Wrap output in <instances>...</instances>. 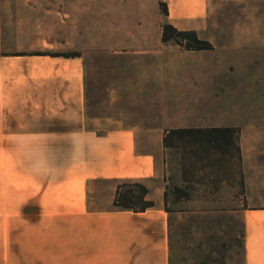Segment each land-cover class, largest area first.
Instances as JSON below:
<instances>
[{"label": "rangeland", "instance_id": "374dc122", "mask_svg": "<svg viewBox=\"0 0 264 264\" xmlns=\"http://www.w3.org/2000/svg\"><path fill=\"white\" fill-rule=\"evenodd\" d=\"M170 8L166 0H0V52L81 56L90 115L156 124L164 116L159 96L170 93L165 89L172 85L175 112L165 115L170 124L226 125L222 131L168 138L162 197L170 216L172 264H242L240 222L222 218L227 208L216 204L221 197H237L245 208L264 205V0L219 2L191 18L171 16ZM192 25L201 28L178 29ZM195 39L211 47L189 49ZM212 70L221 78L188 79ZM164 75L173 81H163ZM196 92L205 95L200 108L182 110ZM250 133L256 140L248 141ZM8 159L0 161V264L14 263L9 259L13 223L23 226L28 220V187L7 184L42 172L35 167L40 163L16 170L21 164ZM221 181L227 187L219 190ZM161 188L157 182L121 181L114 203L145 208ZM19 210L24 217L11 218Z\"/></svg>", "mask_w": 264, "mask_h": 264}, {"label": "crops", "instance_id": "0c3cea01", "mask_svg": "<svg viewBox=\"0 0 264 264\" xmlns=\"http://www.w3.org/2000/svg\"><path fill=\"white\" fill-rule=\"evenodd\" d=\"M166 1L171 16L191 18L210 12L213 4L244 0ZM164 76L163 81H173V76ZM188 77L218 80L221 74L212 70ZM167 87L165 93H171L172 85ZM168 93L159 96L164 116L156 124L90 115L87 66L81 56L0 52V161L8 156L9 163L21 164L16 170L28 171L33 163L42 169L39 176L27 174L24 182L7 184L28 187V220L12 227V264H172L170 216L162 197L166 143L179 132L222 131L226 125L195 121L173 126L165 116L175 112L173 94ZM196 93L182 110L200 108L205 95ZM251 140H256L255 133L249 134ZM248 152L252 157L253 149ZM127 180L159 183L154 204L142 209L116 206L117 184ZM226 187L221 181L219 190ZM216 205L227 208L221 210L229 213L222 218L240 222L242 264H264V205L245 208L237 197H221ZM21 210L11 218H23ZM23 233L28 238L22 239Z\"/></svg>", "mask_w": 264, "mask_h": 264}, {"label": "trees", "instance_id": "16d2710c", "mask_svg": "<svg viewBox=\"0 0 264 264\" xmlns=\"http://www.w3.org/2000/svg\"><path fill=\"white\" fill-rule=\"evenodd\" d=\"M175 31L177 32V33H180V34H182L183 32H181V31H179V30H176V28H175ZM183 34H185V33H183ZM195 42L197 43L195 46H193V47H190V46H188V47H190L189 49H208V48H210L211 47V45H209L208 43H206V42H203V41H201V40H198V39H195ZM56 54H59V55H63V56H71V55H75V54H71V55H65V54H60V53H56ZM121 208H125V209H127V208H129V207H121ZM142 209V208H141Z\"/></svg>", "mask_w": 264, "mask_h": 264}]
</instances>
